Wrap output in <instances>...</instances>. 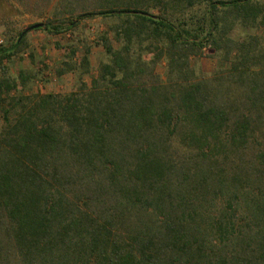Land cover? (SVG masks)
Here are the masks:
<instances>
[{
    "label": "trees",
    "instance_id": "trees-1",
    "mask_svg": "<svg viewBox=\"0 0 264 264\" xmlns=\"http://www.w3.org/2000/svg\"><path fill=\"white\" fill-rule=\"evenodd\" d=\"M100 1L121 24L90 85L0 79V264H264V0Z\"/></svg>",
    "mask_w": 264,
    "mask_h": 264
},
{
    "label": "rangeland",
    "instance_id": "rangeland-1",
    "mask_svg": "<svg viewBox=\"0 0 264 264\" xmlns=\"http://www.w3.org/2000/svg\"><path fill=\"white\" fill-rule=\"evenodd\" d=\"M101 4L100 0H0V48H10L25 29L42 25L41 29L27 33L16 55L0 65V79L5 74L16 79L21 72L25 73V87L20 85L13 96L37 92L68 94L76 91L81 83L91 84L100 65L109 62L102 40L104 36L112 40L121 24L119 18L113 16L88 15L104 12L106 9L100 7ZM147 9L154 16L159 14L156 8ZM169 12L174 14L176 10ZM183 14L179 11L176 15ZM72 22L76 25L72 26ZM45 27L54 33L46 31ZM254 34V30L238 28L230 35L237 41ZM87 50L90 52L89 69L82 65ZM227 65L221 62L210 45L198 59L193 60V66L206 75L214 74L218 68ZM60 71L63 73L59 74ZM156 73L165 78L164 63L158 66ZM1 127L3 121L0 118V130Z\"/></svg>",
    "mask_w": 264,
    "mask_h": 264
},
{
    "label": "water",
    "instance_id": "water-1",
    "mask_svg": "<svg viewBox=\"0 0 264 264\" xmlns=\"http://www.w3.org/2000/svg\"><path fill=\"white\" fill-rule=\"evenodd\" d=\"M41 27H42V25L40 24V25L31 26V27L25 29L22 32L21 36L19 37L18 42H20L28 32L33 31V30H36V29L41 28Z\"/></svg>",
    "mask_w": 264,
    "mask_h": 264
},
{
    "label": "built area",
    "instance_id": "built-area-1",
    "mask_svg": "<svg viewBox=\"0 0 264 264\" xmlns=\"http://www.w3.org/2000/svg\"><path fill=\"white\" fill-rule=\"evenodd\" d=\"M0 43H2V41H0Z\"/></svg>",
    "mask_w": 264,
    "mask_h": 264
}]
</instances>
